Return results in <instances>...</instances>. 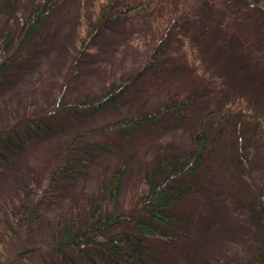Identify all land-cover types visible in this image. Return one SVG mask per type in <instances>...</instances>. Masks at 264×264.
<instances>
[{
	"label": "rangeland",
	"instance_id": "374dc122",
	"mask_svg": "<svg viewBox=\"0 0 264 264\" xmlns=\"http://www.w3.org/2000/svg\"><path fill=\"white\" fill-rule=\"evenodd\" d=\"M3 1L0 0V29L5 17ZM21 1L24 10L31 5V0ZM212 2H195L199 19L206 14L218 16ZM93 8V0H63L39 33L20 48L16 55L22 57L9 72L7 84L0 82V132L12 126L28 108L50 103L57 95H63L66 102L92 96L101 92L108 81L134 71L142 63L148 43H137L133 35H120L117 26L109 33L99 34L96 49L77 58L82 20L91 22ZM240 16L242 21L232 23L228 40L217 26L212 25L207 27L206 34L201 29L193 57L184 58L182 50H176L178 59L187 66L195 67L194 58L198 56L201 60L197 65L202 72L192 70L190 66L185 71L175 69L174 63L164 61L163 65L159 64V69L146 70L127 98L112 108L93 116L79 115L64 120L57 134L32 141L0 161V264H59L52 251L58 223L59 231L70 224L77 206L94 199L100 186L107 185L118 168L129 164L119 194V208L128 210L136 195L132 182L144 156L151 157L160 145L164 147L169 143L190 147L197 121L234 100L247 101L256 112L264 111V39L256 32H250L247 20L244 21L246 18ZM221 20L220 23L226 22ZM187 26L193 33L184 34L195 41L197 32L191 30L194 24L189 22ZM221 37L225 39L224 43H220ZM242 43L249 44L245 51L236 50ZM199 74L208 84L205 95L196 100L193 110L184 119L163 121V130L160 129L163 132H133L124 139L110 133L72 144L76 134L84 130L153 110L166 98L183 97ZM233 137L219 147L227 150ZM220 148L218 153H221ZM77 156L86 157V164L71 166L66 175L52 179L53 168L62 165L64 158L69 160ZM255 159L251 168L257 182L264 174V145ZM228 169L219 155L210 160L208 177L186 203L194 213L191 233L195 241L185 255L175 244L164 264H201L203 259L216 258L227 260L228 253L230 259L237 248L245 254L247 264H259L247 261L252 258L250 251L255 241L245 234L248 228L239 225L246 211L232 194ZM28 186L36 187L38 192L47 188L30 221L23 220L18 229L12 224L9 212L16 208V202L21 200ZM117 229L126 227L121 224L108 232L115 233ZM31 247H42L43 251L19 257L20 251ZM88 253L97 264H109L96 249L90 248ZM76 264L85 263L79 258Z\"/></svg>",
	"mask_w": 264,
	"mask_h": 264
},
{
	"label": "trees",
	"instance_id": "16d2710c",
	"mask_svg": "<svg viewBox=\"0 0 264 264\" xmlns=\"http://www.w3.org/2000/svg\"><path fill=\"white\" fill-rule=\"evenodd\" d=\"M62 1L31 0L26 10L21 0L3 1L2 13L5 17L0 29L2 84L6 83L9 72L22 57L16 55L20 48L39 33ZM196 1L93 0L91 22L82 20L77 58L95 50L99 34L109 33L117 26L120 35H133L137 43H148L144 60L134 71L120 74L115 81H108L101 92L92 96L66 102L63 95H57L50 103L35 109L28 108L12 126L0 132V161L32 141L57 134L64 120H72L79 115L93 116L112 108L127 98L146 70L159 69V64L163 65L164 61L174 63L175 69L185 71L190 66V69L202 72L197 65L201 60L198 56L194 58V67L192 64L187 66L176 55V50L180 49L184 58L193 57L197 52L195 45L201 29L206 34L207 27L215 25L228 40L232 23L242 21L241 14L246 18L244 21L247 20L250 32H256L264 39V0H213L211 4L217 8L218 16L206 14L202 19L198 18ZM222 18L226 22L220 23ZM189 22L194 24L191 30L197 32L195 41L184 34L193 33L188 29ZM148 37L151 40H147ZM224 38L221 37L220 43L225 42ZM248 45L242 43L236 50L245 51ZM207 89L206 78L199 74L183 97L166 98L153 110L123 116L101 127L84 130L76 134L72 144L110 133L124 139L133 132H163V121L184 119ZM231 136L234 140L229 141V148H220ZM190 141V147L175 143L164 147L160 145L151 157H143L132 182L136 195L128 210L119 208L120 189L129 165L127 162L125 167L121 166L113 173L107 185L100 186L94 199L77 206L70 224L62 226L59 231L58 223L52 251L59 264H76L79 258L85 264H97L88 253L90 248L96 249L109 264H164L175 244L185 255L189 245L195 241L191 233L194 213L186 203L208 177L207 166L214 155H219L229 168L232 194L246 211L239 225L246 226L248 232L245 234L255 241L250 251L252 258L247 261L264 264V174L255 182L251 168L264 145V111L256 112L247 101L234 100L198 120ZM219 148L221 153H218ZM86 160L83 156L69 160L64 158L62 165L51 170L52 179L66 175L71 166L85 165ZM46 188L38 192L34 186L26 187L21 200L16 202V208L9 212L14 227L20 229L23 220L30 221ZM121 224L126 229L108 232ZM41 251L42 247L25 248L20 251L19 257ZM232 254L230 259V253L226 255L227 260L203 259L201 264H247L244 260L246 256L239 248Z\"/></svg>",
	"mask_w": 264,
	"mask_h": 264
}]
</instances>
